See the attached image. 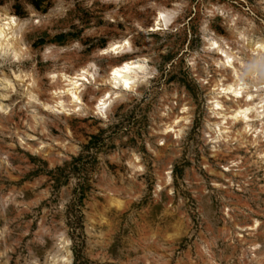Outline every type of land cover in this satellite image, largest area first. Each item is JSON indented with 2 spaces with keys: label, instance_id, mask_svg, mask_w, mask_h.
<instances>
[{
  "label": "clouds",
  "instance_id": "1",
  "mask_svg": "<svg viewBox=\"0 0 264 264\" xmlns=\"http://www.w3.org/2000/svg\"><path fill=\"white\" fill-rule=\"evenodd\" d=\"M0 145V264H264V0H0Z\"/></svg>",
  "mask_w": 264,
  "mask_h": 264
},
{
  "label": "rangeland",
  "instance_id": "2",
  "mask_svg": "<svg viewBox=\"0 0 264 264\" xmlns=\"http://www.w3.org/2000/svg\"><path fill=\"white\" fill-rule=\"evenodd\" d=\"M130 13L135 14L134 9H129L128 10ZM110 29H106V31H108ZM63 39V38H61ZM18 123V120L16 121ZM95 121L92 122H85L84 126L82 127H76L73 126L72 131L74 136L76 137V139L78 141H80V145L85 146V147H91L93 145H96L102 135L103 132L102 130H100L99 128H97L95 126ZM2 146V145H0ZM17 151H20L19 149H16ZM164 156H166V153L161 152V157L163 158ZM53 157V153H48L47 156H45L44 162L46 163L47 160L49 158ZM25 158H27V161L29 163H37V160H34L30 154L27 153H21L20 155V159L24 160ZM82 159V158H81ZM199 159V157H197V160ZM68 160H72L73 162H77L76 158L73 157L71 154H68ZM94 162V161H93ZM53 163H55V161L53 160ZM209 166L213 169L214 172L219 171L218 168H216L215 165V161L214 160H209L208 161ZM181 162L177 163V167H176V171L178 173H182V168L180 166ZM184 166L191 168L190 163L183 161ZM195 171L199 172V169H195ZM62 174V172H61ZM12 179L14 181H16L17 183H22L25 180V176L23 175H19L16 173L12 174ZM55 180L56 183H59V179L57 177H45V182L47 183L48 180ZM225 183V185L227 186V181H222ZM25 188L26 189H31L32 185L30 184H25ZM260 200H264V193H260L259 194ZM232 198L234 201L238 202L239 206L241 207H247V208H251L254 212L257 211L256 209V203H258L259 201L257 200V193L255 192V190H253L252 192L247 193L246 195H241L240 193H234L232 195ZM93 207H100L105 213L108 212L110 209L107 207V205H105L103 203V201L101 200H97L94 204ZM174 207V206H173ZM261 208H264V204H261ZM106 209H108V211H106ZM160 216L162 221H166L168 223H170L169 221L173 220V222L175 223V227L177 228V230H182L185 226V222L183 221V219L181 218V216L177 213H173L171 211L170 208L165 207V206H147L144 208V211L142 213V217H143V223H142V232H151L153 230V220L156 218V216ZM240 219H243V217H240ZM173 222H171L170 224H172ZM118 223V218L112 219L111 220V225L113 228H115L116 224ZM170 245H172V253L173 255H175V249L177 246V243L174 239L169 240L168 241ZM77 252H79V250H77ZM190 255V253H189ZM180 264H185V261L183 259L180 260Z\"/></svg>",
  "mask_w": 264,
  "mask_h": 264
},
{
  "label": "bare ground",
  "instance_id": "3",
  "mask_svg": "<svg viewBox=\"0 0 264 264\" xmlns=\"http://www.w3.org/2000/svg\"><path fill=\"white\" fill-rule=\"evenodd\" d=\"M29 185H30V184H29ZM114 203H116V202H114ZM107 207H108V206H107ZM106 211H108V209H106ZM169 222L171 223V222H173V220H172V221L170 220ZM170 223H169V224H170ZM172 239H173V238L170 236V237H169V240H172Z\"/></svg>",
  "mask_w": 264,
  "mask_h": 264
}]
</instances>
